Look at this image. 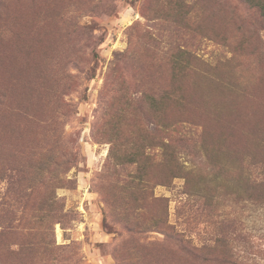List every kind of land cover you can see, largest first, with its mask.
Masks as SVG:
<instances>
[{
  "label": "rangeland",
  "instance_id": "374dc122",
  "mask_svg": "<svg viewBox=\"0 0 264 264\" xmlns=\"http://www.w3.org/2000/svg\"><path fill=\"white\" fill-rule=\"evenodd\" d=\"M222 3L0 0V264H212L155 215L223 264H264L235 155L264 175V13L238 0L229 21ZM161 92V118L195 122L224 168L170 177Z\"/></svg>",
  "mask_w": 264,
  "mask_h": 264
},
{
  "label": "trees",
  "instance_id": "16d2710c",
  "mask_svg": "<svg viewBox=\"0 0 264 264\" xmlns=\"http://www.w3.org/2000/svg\"><path fill=\"white\" fill-rule=\"evenodd\" d=\"M236 1L238 0H223V9H220L227 13L229 21H235L237 18L236 13ZM252 7L262 10L264 13V0H245ZM239 17H242L240 15ZM177 64H180V61H176ZM165 94L161 92L159 95L155 96V132H161L163 128L170 131V139H158L155 140V146L161 148L164 152L166 148L170 146L173 147L171 150V162L172 168L170 170V177H184V174H189L192 172H197L199 170L198 164H203L205 168L208 169H221L225 167L226 161H221L217 158H213L211 149L206 148V145L200 144V137L203 133V130H198L193 121L189 120H175L168 121L167 119L161 118V108L160 104ZM193 150L190 152V150ZM185 157L186 154H190L189 163L185 159H181V156ZM237 156V170L239 173L237 191L239 195H243L246 192V188H249L248 195L250 196L251 204L261 209H264V175L263 173H255L250 171L247 157L248 154L242 152H236ZM235 160V161H236ZM187 162V163H186ZM257 162V161H256ZM229 163V161H227ZM226 163V164H227ZM207 176V173L204 175ZM213 185H217L221 182V179L218 175H213L209 179ZM160 184L156 183L155 185ZM185 184L189 187L190 190L198 191L201 188L200 184L194 185L189 184L188 181ZM163 198L155 196V202L162 203ZM155 229H160L165 231L166 236L172 240L174 252H176L181 257L184 256L187 258V263L195 262H207L212 264H223L218 255H214L210 250V245L197 246L191 244L190 241H187L183 238V234L174 230V227L168 223L167 217L164 215L163 219L159 218L158 215H155ZM212 250V249H211Z\"/></svg>",
  "mask_w": 264,
  "mask_h": 264
}]
</instances>
